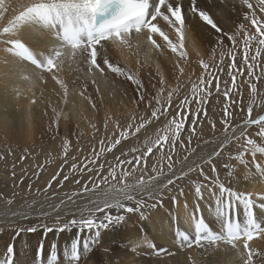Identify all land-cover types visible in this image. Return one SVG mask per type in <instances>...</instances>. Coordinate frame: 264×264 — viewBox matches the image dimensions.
<instances>
[{"label": "snow or ice", "instance_id": "6c2138e0", "mask_svg": "<svg viewBox=\"0 0 264 264\" xmlns=\"http://www.w3.org/2000/svg\"><path fill=\"white\" fill-rule=\"evenodd\" d=\"M240 3L250 10L244 19L255 29V32L251 33L245 29L243 24L239 26L243 32V64L247 65L248 75L252 76L257 57L264 52V47H261L264 46V19L257 16L254 5L250 0H240ZM256 6L259 7L260 12L264 13V0H257ZM190 11L194 15H197L199 20L205 25L210 26L215 33L220 34L223 32L209 12L197 6V0H191ZM161 20L175 34V39L170 38L169 31L164 30L161 26ZM23 25H35L39 26L42 30H48L49 34L58 43L53 45L48 53L45 54L33 51L20 39L4 38L5 36L11 37L15 35ZM145 31L147 32V42L154 49L161 53L165 49L170 50L181 61L187 63L188 52L185 50V41L187 39L186 18L182 4L179 2L174 3L173 0H33L30 5L23 6V10L19 12L14 21H10L7 26L0 30V43L11 45L6 50L18 60L30 63L35 69L52 73V79L64 90V95L67 96V86L63 80L58 78L56 72L62 68L65 61H74L77 56H80L83 62L89 65V72L96 70L104 74L105 69L98 62V56H100V51L97 48L98 45L105 52L102 61L108 71L117 76L125 77L128 81L137 84L138 88L142 87L135 74L109 61L107 57V45L102 44V42H109L118 48H131L132 36L140 35ZM238 34L223 33L233 45V51H235L237 45L236 35ZM253 42L258 46L255 49V54L249 56V49ZM223 46V37L218 36L216 47L222 48ZM216 47L213 48L214 54ZM197 55H199L198 51ZM224 55L225 53L221 51V63L223 62ZM231 59L232 63L228 66L229 70L227 74L231 77L232 87L234 88L236 87L237 74L243 75L244 73L236 64L235 55H232ZM199 64L208 73L207 78L201 75L198 81L191 83L190 96H185L174 106L176 111L175 115L171 116V119H168L169 108H173L172 99L176 89L167 91V103L166 105L163 104L161 98L166 91V81L161 76L159 81L160 87L157 89L155 96L152 97L155 100V106L152 107L151 101H149V106L152 107L149 118L146 119L142 116L140 117V122L136 124L135 117H133V122H130L123 130H119V135L114 140L109 138L107 147H105V141L102 139L100 141L101 147L99 152L93 149L95 153L94 158L88 160V163L84 164L83 168H80L77 162H73L70 165L72 171L79 170L83 172L85 168L88 171H93V168L88 167L91 164L94 166L99 179L96 177L91 178V189L87 184L81 189L82 193L93 192L95 198L88 200L87 205L81 210L78 217L73 215L70 220L63 224H57L55 228L45 227L46 232H65L71 231L73 228L77 230V235L63 249V256L67 260V264H80L81 260L85 258V254L93 252V246L100 242L102 231L120 226L125 222V215L119 214L121 209L124 213L138 212L141 219H146L147 217L141 209L143 207L156 208L158 204L162 203V200L156 199L157 194L162 195L163 191L168 190L170 185L174 186L177 180L184 179L190 172L199 169L200 175L204 177L205 181H208L210 178L204 173L201 164L210 165L211 171L213 173L217 172L212 157L220 156L223 147L233 140H243L241 145L242 150L230 158L238 161L240 164H244L246 154L250 153L256 173L261 179H264V165L257 163L255 160L258 153L264 156V145H258L255 139L249 138L246 131L247 127L256 125L259 129L257 136L264 140V115H259L254 119L251 118L253 109L249 106L248 118L244 120L243 125L239 126V129L231 127L230 121L227 119L221 121L224 125L225 135L220 143V150L213 151L207 157H201V164L189 166L186 171H182L179 175L173 174L175 175V179H173L172 175H169L163 182H160L164 175L163 171H158L156 165L153 164L151 171L156 173V175L150 176L147 180H145L144 175H141L139 179L126 182L127 178L132 176L137 168L143 169L147 167L148 157L154 154V149L156 150V154H158L159 161L164 160L165 145L169 147L170 151H174L177 140H180L181 132L185 130V121L189 115L193 117L191 121L193 125L196 124L199 116L207 115L203 105L207 103L208 98L212 95L214 80L216 93H221L219 76H213L208 71L209 64L202 59L199 61ZM176 68L179 69L180 76H183L184 68L179 63L176 64ZM233 69L236 71L233 72ZM227 83L225 81V85ZM249 86L252 93L255 94L256 87L251 84ZM231 91L232 88L229 87H225L222 91L226 102L229 99ZM144 99V93L141 92L139 94V101H143ZM224 113L225 117L230 115L227 104L224 108ZM162 116L165 117V120L162 122L163 127L156 130L154 137L145 139L143 144L144 151H141L140 147L130 149L131 152L139 154L135 155L132 159L120 161L116 166H109L107 174L100 176V173L104 170V164L97 166V159L100 155L105 151L112 152L117 145L121 144L122 140L129 139V136L135 137L142 129H146L147 125L160 121ZM208 122L215 129V124L212 121ZM116 127L120 129L119 123L116 124ZM230 127L231 134H229ZM191 131L194 135L195 128L193 127ZM188 140L190 144L191 136L188 137ZM180 146L184 147L183 141H181ZM62 147L63 157H67L69 142L65 140ZM192 151L194 152L195 149ZM127 155L128 153L121 149V156ZM0 159H3V156H0ZM70 159L76 160L75 157H70ZM116 159L119 161L120 157H116ZM167 159L171 161V155ZM187 159L188 157L185 156L184 161L186 162ZM133 161L135 164L131 171L124 169L119 173L118 179L117 168L123 167L124 164L132 165ZM65 163H67V160H65ZM173 167V163L168 164L170 172ZM225 167L228 166L225 165ZM229 175H232V173L229 172ZM109 177H111V181H117V184L111 183ZM68 178L65 175L63 180H67ZM53 179H55V176ZM76 183H80V181L76 180ZM101 185L105 186L102 190ZM48 187H51V183H49ZM205 190L208 191L209 197L214 201V207L211 209L210 214L213 216L215 222L219 224V230H214L202 214L197 215L200 213V207L197 205L195 211L190 214L191 230L185 231L179 227L175 229L174 238L180 247L192 248L195 246L197 249H207L209 246H215L222 242L225 245H230L233 249H239L240 244H242L243 252L240 253L241 257H243L242 264H255L254 257H261V264H264V253L250 247V242L254 238L264 236V219L258 218L253 211L254 207L257 206L253 199V193L238 192L230 187H226L220 181L218 175L211 179V184L194 182V194L198 199H204ZM179 193L180 195H184L182 188L179 189ZM144 194L149 199H156V202L147 205L144 199L138 198ZM256 198L261 201L258 207L264 210V194H257ZM171 200L173 204L178 202L176 196H172ZM126 201L134 202L135 207L128 206L125 203ZM12 203L11 199L7 200L8 205ZM185 208H187V204H185ZM240 208L243 210L242 220L240 219ZM112 209L116 210V214H112ZM97 213H103V215L98 216ZM12 215L24 214L13 212ZM27 230L35 232L36 228L29 227ZM81 233H87L88 235L81 239ZM144 246L152 249L157 255L167 251L157 248L152 241L146 239H138L133 242L131 251L135 252L137 248ZM6 251L7 256L4 259H0V264H14V248L9 246ZM105 251H109V249L105 248ZM58 259L59 254L55 244L51 246L47 255H45L43 245H41L37 253L39 264H43L44 261H46V264H57Z\"/></svg>", "mask_w": 264, "mask_h": 264}, {"label": "bare ground", "instance_id": "6f19581e", "mask_svg": "<svg viewBox=\"0 0 264 264\" xmlns=\"http://www.w3.org/2000/svg\"><path fill=\"white\" fill-rule=\"evenodd\" d=\"M173 1L174 3L179 2L182 4L186 18L187 39L185 41V50L188 52L187 63L181 61L170 50L165 49L163 53H161L154 49L152 45L147 42L146 31L140 35L132 36L131 48H118L109 42L102 43L107 45V57L109 61L135 74L142 85V87L139 88L137 84L128 81L125 77L105 72L106 70L102 76H100L99 73L97 74L96 72L99 71L96 70H93L91 73L79 71V62L67 60L62 68L56 72L58 78L63 80L67 86V96H65L64 90L52 79V73L35 69L30 63L18 60L6 50V48L11 45L0 43L1 146L4 148L6 144L14 146H31L32 144L43 143L42 139L39 137L42 136L47 139L51 136L54 132L52 131L53 125H59L63 130H66L67 124L64 122L65 119L75 121L73 125L78 127V129L73 131L75 139L99 133L101 127L105 125H107V127L104 129H109L112 132L116 131L117 120H121L122 117L130 119L132 114L137 112L136 105L134 106L136 100L133 96H128L127 94L129 93L120 91L116 86H112V89H110L111 86L108 88L106 83H108L109 76L113 77L111 80L119 81V83L126 85V88L145 89L147 91L146 93L152 96H155L160 86L159 81L161 76H163L166 81V91L163 95L167 96V91L172 89L178 91L179 89L187 88L188 81H198L199 77L204 75V73L208 76V73L200 67L199 61L201 59L209 64L208 71L211 72L212 75H214V73L211 71L212 68L210 64H212V66L213 64H219L217 67H213L217 69L221 68L220 52L223 51L226 55V53L233 50V45L223 33H239L236 35V40L240 41L238 52L243 61V32L240 30L239 26L243 24L245 29L251 33H254L255 29L244 19L245 15L249 13L250 10L242 5L240 0H197V6L201 7L204 5L203 9L208 11L218 26L222 28L223 32L220 34L215 33L210 26L200 21L197 15L193 13L188 14L186 9L189 6L191 7V0ZM32 2L33 0H0V30L7 26L10 21H14L15 17L19 15V12L23 10V6L30 5ZM250 2L253 3L254 10L259 17L260 10L259 7L256 6L257 0H250ZM160 24L164 30L169 31L170 38L175 39V34L167 28L166 23L161 20ZM218 36L223 37L224 46L222 48L216 47ZM4 38L20 39L33 51L45 54L48 53L53 45L58 43V41L49 34L48 30H42L39 26L35 25H23L15 35L11 37L5 36ZM157 39L159 40L158 37ZM257 46L255 42L252 43L249 49V56L255 54ZM98 47L100 48L99 45L97 48ZM214 47H216L215 54L213 53ZM197 51L199 55H197ZM109 56H111V58ZM259 61L260 58L257 57V69H259ZM223 62H225V60H223ZM99 63L106 69L105 66L102 65V60H100ZM177 63L184 68L183 76H180L179 69L176 68ZM214 68L213 70H215ZM177 77L179 78L177 79ZM250 82L252 81L250 80ZM224 85L221 88V93L225 88ZM82 87H86L87 91L99 95L98 110L94 109L80 97V93L83 90ZM145 90L142 92L144 93ZM105 98H111V104H106ZM161 99H163V96ZM33 100L35 101L34 103ZM151 104L152 107L155 106L152 100ZM152 107L148 111H145L148 117L151 115ZM31 108L32 110H30ZM258 111L256 117L264 115V100ZM99 120L102 121L101 125ZM236 127L239 129V126ZM253 128L259 130L256 125ZM64 134L65 132L63 135ZM229 134H231V129L229 130ZM63 135L60 137L58 136V139L61 140ZM224 135L225 133L222 128L213 129L210 134L212 137L196 146L191 160L185 162L182 168L176 171L177 174L186 171L189 166L199 164L201 157H207L209 154L213 153V151H217L220 148L221 141L224 139ZM65 136H67V133ZM251 136L258 145H264V140L260 137L256 138L253 135ZM242 143L243 140L241 139L239 145H242ZM48 144H50V142H48ZM233 155L227 153L228 158ZM255 160L257 163L264 165V156H261L259 153ZM232 161H234L231 169L232 175H229L230 170L220 175L218 172L213 173L205 169L204 173L210 179L205 181L204 177L200 176L195 183L211 184V179L218 175L220 181L224 183L226 187H230L238 192L253 193V199L257 205L254 207L253 211L258 218L264 219V210L258 207L261 201L256 198L257 194H264V179H261L256 173L251 154H246L244 164H240L234 159H232ZM166 178V176L162 177L160 182H163ZM182 189L184 195H180V193L175 195L178 201H181L173 204L168 217L161 214L162 208L160 207L154 211L148 212L145 215L147 217L146 219L135 220V218L132 217L126 222L127 225L136 226L137 231L142 234L141 237L137 238L136 236L133 242L138 239L150 240L157 248L176 252L180 260L182 257H185L187 264H242L243 257L240 255V253L243 252L242 244H240L239 249H233L230 245H225L222 242L215 246H209L207 249H197L195 246L192 248L180 247L179 243L174 238L175 229L179 227L181 230H191L190 214L195 211L197 205L200 207V213L197 215L202 214L214 230H219V224L215 222L213 216L210 214L211 209L214 207V201L209 197L208 191H204V199H198L194 194V184L185 185ZM158 195L160 194L158 193ZM162 195L169 197V201L172 202V196L168 190H164ZM90 198H95L93 192H81L76 195L67 196L59 194L51 198H37L32 202L30 199V202L28 201L24 206H17L14 203L11 205L0 204V229L3 231V234L1 232L2 235H0V248L5 246L6 237H10V232H8L6 236L4 232L5 229L7 227L11 228V226L18 223L17 221L42 218L49 222H56L68 212L79 214L81 210L85 208ZM185 204H187V208H185ZM239 211L240 219L242 220V208H240ZM13 212L23 213L24 215L13 216ZM13 235L14 238L15 236L17 237L16 233H13ZM25 235L26 234H23V236ZM106 245H104V248ZM25 246V242L23 241V247ZM250 247L264 253V236L254 238L250 242ZM106 248L110 249L111 246L107 245ZM113 252L115 251L113 250ZM136 252H141L142 254L139 256ZM129 253L132 254L129 255L128 261H124L125 264H149L155 262L157 258L154 256L153 250L146 246L137 248L135 252L131 251ZM113 255L111 256L112 259L116 257ZM125 255L128 256V252L127 254L125 252ZM98 256H100V254ZM118 256L124 257V253L121 256L120 254L117 255V258H119ZM108 257L110 256L108 255ZM189 257H191V259H189ZM4 258L6 257L0 256V259ZM100 259L102 258L100 257ZM177 261L180 262L179 260ZM254 261L255 264H261V257H254ZM91 262L92 261H88L89 264H91Z\"/></svg>", "mask_w": 264, "mask_h": 264}, {"label": "rangeland", "instance_id": "374dc122", "mask_svg": "<svg viewBox=\"0 0 264 264\" xmlns=\"http://www.w3.org/2000/svg\"><path fill=\"white\" fill-rule=\"evenodd\" d=\"M203 6L204 5H202L199 8L203 9ZM186 10L188 14L192 13L190 11V6ZM259 18L264 19V13L260 12ZM239 44L240 41L238 40L236 45L237 47H235V51L232 50L229 51L230 53L229 52L226 53V55L223 58L225 62H222L221 68L218 69L214 68L217 67L219 64H213L214 67L212 66V64H210V67L212 68L211 71L214 73L213 76H219L221 88L225 84V81H227L228 83L227 85L224 86L225 87L229 86V88H232L228 101L227 102L225 101V98L222 95V93H216L215 80H214L212 84V89H213L212 95L208 98L207 103L203 105V108L204 110H206L207 115L199 116L195 125L191 123L193 117L189 115L188 119L185 121V130L181 132L180 140H177L174 151H170L169 147L165 145L164 160L159 161L158 154H156V150L154 149V154L148 157L147 167L143 169L137 168L136 172L132 176L128 177L126 182H132L135 179H139L141 175H144L145 180H147L150 176L156 175V173H153L151 171L153 164L156 165L158 171L161 170L163 171L164 175L162 177L165 176L167 177L169 175H172L173 179H175V175H179L181 173L180 172L177 174L176 171L182 168L183 164L185 163L184 161L185 156L188 157L187 161L191 160L193 154L192 150L195 149L196 146L201 144L203 141H206L207 139L212 137L210 136V134L211 131H213V127L208 121H212L215 124V128H219V129L222 128V130L224 131V125L221 123V121L223 119L229 120L231 127L243 125L244 120L248 118L249 106H251L253 109L251 118H255L257 116V113L259 112L258 110L261 108L262 102L264 100V52H262L261 55L259 56L260 58L258 64L259 69H257V66H255L253 69V75L249 76L248 69L246 68V65L243 64V61L241 59L242 57L238 52L240 48ZM98 50L100 51V56H98V62H99L100 60H102L105 52L103 49H100L99 47ZM232 52L236 57V61H235L236 64L238 65V67H240L243 70L244 73L243 75L237 74L236 82H235L236 87L234 88L232 87L231 77L227 74L229 70L228 66L232 63L231 61L232 60L231 56L233 55ZM109 57L111 58V56ZM75 61L80 63L79 71L91 73L89 72V65L84 63L83 59L80 56L76 57ZM105 68H106L105 72L112 73L108 71L106 66ZM213 68L215 70H213ZM235 71L236 70L233 69V72ZM96 73L97 74L99 73L100 76L104 75L101 74L100 72H96ZM204 76L207 78V75L205 73ZM111 79H113V77L109 76L108 83H106L108 88L111 86L110 89H112L113 88L112 86H116L120 91H123L124 93H129L127 94L128 96H133V98L136 100L134 106L136 105L135 107L137 109V112L135 114L131 113L132 116L130 117V119H125V117H122L121 118L122 121L117 120L116 122L119 123L120 129L116 128V131L114 132H112L109 129H104L105 126H102L99 133L90 134L86 137L83 136L75 139L74 138L75 135L73 131L78 129V127H75L73 125L74 124L73 122L75 121L65 119L64 122L67 124L66 130H63L62 127L59 125H53L52 131L54 132L52 133L51 136H49L47 139L42 136L39 137L40 139H42L43 143L40 144L36 143V144H32L31 146H14V145L6 144L4 148L0 144V156H3V159H0V168H1L0 169V200H1L0 204L1 205L2 204L8 205L7 204L8 199H11L13 203L17 206L18 205L24 206L25 204L28 203V201L30 202V199L32 202L37 198H51L59 194H63L65 196L76 195L78 193H81V189L85 184H87L88 187L91 189L92 187L91 178L96 177L97 179H99V177L95 172L94 166L91 164L88 165L89 168H93V171H88V169L85 168L83 172H80L79 170L72 171L70 169V165L73 162H77L79 163V167L83 168V165L88 163V160L94 158L95 153L93 152V149H95L96 152H99V149L101 147L100 141L102 139L105 141V147H107L109 143V138L114 140L116 136L119 135V130H123L128 126L130 122H133V117H135L136 124L140 122V117L142 116L146 119L149 118L145 111H148L151 108L149 106V101L152 100L153 104L155 103V100L152 99L153 96L151 94H147L146 93L147 91L145 89H141V88L130 89L129 87L126 88V85H124L123 83H119V81H114ZM250 80L252 82H250ZM191 83H192L191 80L188 81L187 88L179 89L173 94V99H172L173 108H169L168 119H171V116L175 115L176 109L174 106L178 104L179 101L182 100L185 96H190ZM250 84L256 87L255 94H253L251 88L248 87ZM82 89L83 90L81 93L83 94L80 93V97H82V99L92 107L93 105H95V107L93 108L98 110L99 95L95 94L94 92L87 91L86 87H82ZM144 90H145L144 93H146L144 94L145 99L143 101H139V94ZM105 99H106V104H111V98H105ZM162 103L165 105L167 103L165 95H163ZM226 104L228 106V111L230 113V115L227 117H225V113H224V108ZM30 110H32V108ZM164 120L165 117L162 116L160 121H156L153 124L147 125L146 129H142L141 132L137 133L135 137L129 136V139L122 140L121 144L117 145L112 152L105 151L102 155H100L99 158L97 159V166L99 164H104V170L100 173V176L107 174V170L109 166H116L120 163V161L125 159H132L135 155L139 154V153L131 152L130 149L140 147L141 151H144L145 149L143 148V144L145 139H147L148 137H154L156 130L158 128L163 127L162 122ZM99 122L101 125L102 121L99 120ZM254 126L255 125L247 127L246 129L247 135L248 136L253 135L256 138H258L259 136H257V132L259 130L254 129L253 128ZM193 127L195 128L194 135L192 134L191 131ZM231 127L229 128V130L231 129ZM64 132L65 134L63 135ZM66 133L67 136H65ZM114 133L115 135H113ZM61 135H63V137L60 140L58 139V136L60 137ZM189 136H191L190 144L188 140ZM137 137H139V139H137ZM249 138H252V136ZM65 140L69 142V151L67 157H63L62 146ZM181 141H183L184 147L180 146ZM48 142H50V144H48ZM121 149L127 152L128 155L121 156ZM219 150L220 148L217 151ZM241 150L242 148L241 145H239V141L233 140L223 147L220 156L212 157L214 161V165L217 168L218 174L223 175L229 170L230 172L232 171L231 169L233 167L234 161L228 158L227 153H231L232 155L233 154L235 155L237 152ZM169 155H171L172 158L171 161L167 159ZM70 157H75L76 160L73 161L70 159ZM116 157H120V160L118 161ZM65 160H67V163H65ZM169 163L174 164V167L171 170V172L168 169ZM134 164L135 162L133 161L132 165L124 164L123 167H118L117 178L119 179V173L124 169H128L129 171H131ZM199 164H201V161H199ZM225 165H227L228 167H225ZM201 166L203 167L204 171L205 169L211 171L210 165L201 164ZM145 173L147 174L145 175ZM65 175L69 177L67 180H63V177ZM54 176L55 179H53ZM200 176L201 175L199 169H197L196 171L190 172L184 179L177 180L174 186L172 185L169 186L168 191L170 195L175 196L179 194V189H181L185 185L194 184V182H196ZM76 180H79L80 183H76ZM109 180L111 181V177H109ZM49 183H51V187H48ZM111 183L117 184V181H111ZM104 187H105L104 185H101V190ZM138 198L144 199L147 205H151L152 203H155L156 199L162 200V203L158 204L156 208L143 207L141 211L145 215L148 212L154 211L161 207L162 208L161 214L165 217H168L173 207V203L170 202L169 197L165 195L157 194L156 199H149L148 196L144 194L139 196ZM125 203L130 207H135L134 202L126 201ZM111 212L112 214H116L115 209H112ZM79 214H76L75 212H68L64 217H62L59 221L56 222H49L46 219H42V218H31L28 220L17 221L18 223L11 226V228L7 227L4 231L6 236L8 232H10L9 233L10 237H6L7 240L5 238L6 240L5 246L0 248V256L6 257L7 248L9 246H12L14 248V253H15L14 264H39V262L37 261V253L41 245H43L44 253L45 255H47L51 246L55 244L57 252L59 254V259L57 264H67V260L65 261V258L63 256V249L77 235V230L73 228L71 231H65V232H56V231L46 232L45 227L48 226L55 228L57 224H63L68 220H70L73 217V215H76L78 217ZM119 214L125 215L126 217L125 222H123L120 226L112 227L108 230L102 231L100 242L93 246V250L96 252L97 255L95 254L94 251L91 253H86L85 258L81 260L80 264H89L88 261L89 262L92 261L91 264L92 263L93 264L95 263L125 264L124 261L125 260L128 261L129 255L132 254L129 253L131 252L132 242L134 241L136 236L138 238L141 237L142 234H140V232L137 231L136 226L127 225L126 222L132 217H134L135 220L141 218H140V213L138 212L124 213L122 209L120 210ZM97 215L102 216L103 213H97ZM29 227H35L36 231L35 232L28 231L27 229ZM1 232L3 234V231L0 229V235H2ZM13 233L17 234V237L15 236L16 239L14 238ZM23 234L26 235L23 236ZM87 235H88L87 233H81L80 234L81 239L85 238ZM23 241L25 242L26 245L25 247H23ZM106 244L108 246H111L110 249L109 248L107 249H109L112 253L110 251H105V248L107 247ZM99 245L102 247H100ZM104 245H106L105 248ZM113 250L115 252H113ZM125 252L126 254L128 252V256L125 255ZM121 253L122 254L124 253V257L125 256L126 257L124 258L123 256H121L122 255ZM99 254L100 256H98ZM119 254L122 258L119 256H118L119 258H117V255ZM136 254L140 256L142 253L136 252ZM176 254H177L176 252H171L169 250L162 252L161 253L162 256L154 253V256L157 257L156 261L149 264H155V263L156 264H171V263L187 264V260L185 259V257H182V259L180 260ZM108 255L110 257H108ZM112 255L116 257L112 259L111 258ZM100 257L102 259H100ZM177 260H179L180 262H178ZM43 264H46V261H44Z\"/></svg>", "mask_w": 264, "mask_h": 264}]
</instances>
